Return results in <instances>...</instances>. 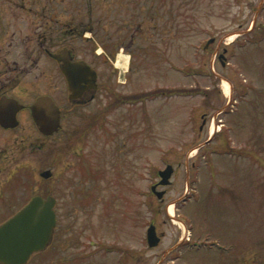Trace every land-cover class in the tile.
Listing matches in <instances>:
<instances>
[{
    "label": "rangeland",
    "instance_id": "374dc122",
    "mask_svg": "<svg viewBox=\"0 0 264 264\" xmlns=\"http://www.w3.org/2000/svg\"><path fill=\"white\" fill-rule=\"evenodd\" d=\"M62 1L66 42L86 59L107 48L111 60L97 69L118 90L143 93L142 123L139 104H124L105 131L88 107L53 135L28 120L15 129L10 190L0 173V223L34 195L56 199L54 243L27 264H118L120 252L104 245L136 250L139 220L143 262L155 264L171 235L185 232L170 207L192 235L175 264H264V0ZM119 52L126 68L115 65ZM168 163L159 200L150 185ZM153 220L165 237L148 250Z\"/></svg>",
    "mask_w": 264,
    "mask_h": 264
},
{
    "label": "flooded vegetation",
    "instance_id": "af4514ba",
    "mask_svg": "<svg viewBox=\"0 0 264 264\" xmlns=\"http://www.w3.org/2000/svg\"><path fill=\"white\" fill-rule=\"evenodd\" d=\"M146 2L148 0H142L140 3ZM122 3H125L124 0ZM150 6L153 9L154 5L150 4L148 7ZM62 11V0H0V101L6 102L0 108V173L2 176L7 174L8 190L12 187L15 173V129L25 120L34 123L30 106L39 96H50L58 106L60 123L58 131L63 128L70 113L86 107L89 108L92 122L101 130L104 128V131L103 124L112 123L111 120H107L109 114L124 104L130 107L139 104V110L135 109L137 111L135 116L139 118V124L142 123V92H122L108 82L107 77L102 78V72L97 69V65L99 61L111 60L109 57L111 53L107 54L106 47L100 52L93 49L90 59L77 54L75 48L66 42L64 37L63 23H60ZM147 18L153 20L151 15ZM120 44H124V41L122 40ZM64 70L71 75L70 80ZM104 134L105 136L111 134L110 128ZM3 166H6V170ZM97 169L89 168V173L94 179L99 175ZM158 181L157 175L151 184ZM156 186L160 189V185ZM151 194L156 197L155 194ZM163 194L159 200H162ZM90 195L86 193L81 201H89L87 197ZM15 211L13 210L12 214ZM150 223L155 226L159 241L154 247L146 244L148 250L158 248L165 237L156 221ZM137 225L141 231L136 250L106 244L102 251L120 252V256H117L118 264H146L143 262V222L139 220ZM173 235L171 237L176 239L171 240L170 245L162 252L154 254L157 258L155 264H175L181 258L180 253L185 245L192 240L187 228L184 233ZM52 243L54 235L50 245Z\"/></svg>",
    "mask_w": 264,
    "mask_h": 264
},
{
    "label": "water",
    "instance_id": "95a60500",
    "mask_svg": "<svg viewBox=\"0 0 264 264\" xmlns=\"http://www.w3.org/2000/svg\"><path fill=\"white\" fill-rule=\"evenodd\" d=\"M64 72L70 80L71 75L66 70ZM4 104L5 101H0V108ZM30 110L38 130L43 135H51L59 129V109L50 96H39L31 104ZM172 170V166L167 165L159 172L161 185L169 183ZM51 175L50 169L40 172V176L45 179ZM152 191L158 197L164 193L155 191V186ZM55 202L52 195H35L0 224V264H26L32 253L44 250L51 243L56 223ZM146 238L150 247L158 244L159 237L154 225L147 228Z\"/></svg>",
    "mask_w": 264,
    "mask_h": 264
},
{
    "label": "bare ground",
    "instance_id": "6f19581e",
    "mask_svg": "<svg viewBox=\"0 0 264 264\" xmlns=\"http://www.w3.org/2000/svg\"><path fill=\"white\" fill-rule=\"evenodd\" d=\"M128 64V55H126L123 52H119L118 56L115 60V65L119 68H126ZM222 87H223V91L225 93L229 92L231 90V85L227 82V81H222ZM215 129V128H214ZM172 209L170 207L169 209V213L172 214Z\"/></svg>",
    "mask_w": 264,
    "mask_h": 264
},
{
    "label": "trees",
    "instance_id": "16d2710c",
    "mask_svg": "<svg viewBox=\"0 0 264 264\" xmlns=\"http://www.w3.org/2000/svg\"><path fill=\"white\" fill-rule=\"evenodd\" d=\"M163 92V91H162ZM164 93H166V94H169V93H171V91H166V92H164ZM143 94V93H142Z\"/></svg>",
    "mask_w": 264,
    "mask_h": 264
}]
</instances>
